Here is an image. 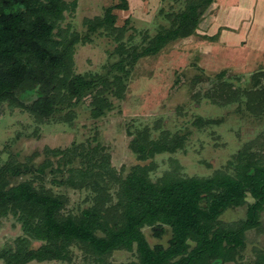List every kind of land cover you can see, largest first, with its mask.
<instances>
[{
	"label": "trees",
	"instance_id": "16d2710c",
	"mask_svg": "<svg viewBox=\"0 0 264 264\" xmlns=\"http://www.w3.org/2000/svg\"><path fill=\"white\" fill-rule=\"evenodd\" d=\"M165 1L167 9L158 12L165 23H157L153 33L144 30L134 42L136 29L128 32V18L117 25L113 12L128 9V0H115L101 15L88 18L83 33L61 25L76 0H0V103L23 107L38 122L62 113L63 120L70 121L73 109L81 104L93 118L105 116L114 107V98L125 97L136 63L177 39L195 35L215 0ZM96 34L115 43L107 62L99 72H76L74 47ZM225 74V70L213 74L203 88H215L206 92L212 101L222 106L236 102L243 113L264 119V69L251 74L243 87L225 79ZM220 122L197 117L193 124L202 128ZM159 123L154 124L156 135L148 126L132 133L129 147L144 163L127 172L124 166L118 170L112 166L96 136L51 149L54 159L47 156L38 164L13 157L3 162L0 219L15 216L23 231L13 248L0 251L3 264L69 263L74 249L82 253L83 264H109L107 257L119 249L135 254L127 264H264V250L241 262L246 232L260 228L264 211V143L252 139L209 176L182 175L175 163L153 179L155 156L183 150L185 142L184 134L161 129ZM47 179L85 188L90 204L68 210L66 196L46 188ZM243 205V219L221 220L227 209ZM145 227L157 238L169 230L167 244L151 245ZM31 240L41 243L33 248Z\"/></svg>",
	"mask_w": 264,
	"mask_h": 264
},
{
	"label": "rangeland",
	"instance_id": "374dc122",
	"mask_svg": "<svg viewBox=\"0 0 264 264\" xmlns=\"http://www.w3.org/2000/svg\"><path fill=\"white\" fill-rule=\"evenodd\" d=\"M114 1L76 0L75 9L65 13L61 25L83 33L86 20L101 15ZM162 7L167 9V1L128 0V9L113 12L117 25L128 18V32L135 28L134 42H139L144 30L153 33L157 23H165L158 15ZM114 45L112 39L99 34L90 42L77 43L75 71H101ZM260 69H264V0H215L195 35L177 39L158 54L143 57L136 63L125 97L114 98V107L103 117L93 118L81 104L73 109L70 121L63 120L62 113L49 121L38 122L25 108L10 106L6 101L0 103V165L10 157L18 162L38 164L47 156L53 158L48 152L51 149H63L96 136L109 153L112 166L117 170L124 166L127 172L132 165L144 163L129 147L132 133L148 126L156 135L154 124L159 120L161 129L184 134L185 142L183 150L155 156L157 168L151 177L161 176L175 163L182 175L209 176L215 169L224 168L233 154L252 139L264 143V119L243 113L244 108L237 107L236 102L225 106L214 103L206 92H215V88H203L221 70L226 71L225 79L243 87L251 74ZM197 117L217 118L221 122L198 128L193 124ZM44 184L66 196L68 210L77 211L90 204V193L85 188L73 189L48 179ZM247 200L251 202L252 198L247 196ZM245 211V205L229 208L220 218L224 222L237 221L245 217ZM260 221L259 229L246 232L241 262L252 260L257 251L264 250V211ZM143 231L151 245H166L170 236L169 230L160 238L153 236L149 227ZM22 235L21 223L15 216L9 214L0 219V251L13 248ZM40 243L31 240L30 246L37 248ZM73 252L69 263L34 260L27 264H83L82 253L77 249ZM135 259V254L126 249L115 250L107 257L109 264H127ZM3 262L0 259V264Z\"/></svg>",
	"mask_w": 264,
	"mask_h": 264
},
{
	"label": "crops",
	"instance_id": "0c3cea01",
	"mask_svg": "<svg viewBox=\"0 0 264 264\" xmlns=\"http://www.w3.org/2000/svg\"><path fill=\"white\" fill-rule=\"evenodd\" d=\"M262 1H263V0H261V2H262ZM214 2H215V1H214ZM214 2H213V3H214ZM213 3H212V4H213ZM209 12H211V6L208 8V10L206 11L205 15L208 14ZM204 17H205V16H204Z\"/></svg>",
	"mask_w": 264,
	"mask_h": 264
}]
</instances>
